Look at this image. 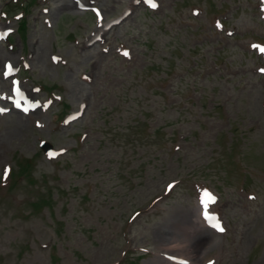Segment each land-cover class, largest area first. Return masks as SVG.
Masks as SVG:
<instances>
[{
	"label": "rangeland",
	"instance_id": "rangeland-1",
	"mask_svg": "<svg viewBox=\"0 0 264 264\" xmlns=\"http://www.w3.org/2000/svg\"><path fill=\"white\" fill-rule=\"evenodd\" d=\"M156 2L0 0V107L8 61L31 93L0 113V264H264V0ZM202 191L224 232L193 256L164 234Z\"/></svg>",
	"mask_w": 264,
	"mask_h": 264
},
{
	"label": "bare ground",
	"instance_id": "bare-ground-1",
	"mask_svg": "<svg viewBox=\"0 0 264 264\" xmlns=\"http://www.w3.org/2000/svg\"><path fill=\"white\" fill-rule=\"evenodd\" d=\"M193 217L192 216H191V218L188 217V219L184 221V227H183V231H181V233H180V238H179V236L177 234H175V233H177V231L176 232L174 231L175 233H171L172 231L171 232H167V233L165 232L166 234H164V236L168 238L169 244L173 243V242H176V241L179 242L178 241L179 239L180 240L183 239V241L186 240V242L188 241V243H189L188 244V252H189V254H191L193 256H196L201 250H205L206 251L218 239H216L217 235H216L215 232L205 231V229H203L202 226H201L202 224L199 223L197 220L195 221L193 219ZM162 235H163V233H162ZM177 238H178V240H177ZM160 242H162V241H160ZM184 250H187V249L184 248ZM158 264H161V263H158Z\"/></svg>",
	"mask_w": 264,
	"mask_h": 264
},
{
	"label": "snow or ice",
	"instance_id": "snow-or-ice-1",
	"mask_svg": "<svg viewBox=\"0 0 264 264\" xmlns=\"http://www.w3.org/2000/svg\"><path fill=\"white\" fill-rule=\"evenodd\" d=\"M152 6L155 7L154 4H153ZM124 55L127 56L128 53L125 52ZM17 106H18V105H17ZM7 175H8V173H7V170H6V171H5V178H7ZM202 203H203V201H202ZM205 209H207V205H205ZM204 215H205V218H208V217H207V211H205ZM215 228L217 229V231H220V232H223V231H224V229L221 228V227L219 226V224L215 225Z\"/></svg>",
	"mask_w": 264,
	"mask_h": 264
}]
</instances>
